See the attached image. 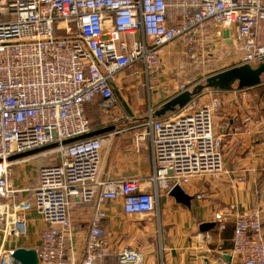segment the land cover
I'll return each instance as SVG.
<instances>
[{
    "label": "built area",
    "instance_id": "2783aa9c",
    "mask_svg": "<svg viewBox=\"0 0 264 264\" xmlns=\"http://www.w3.org/2000/svg\"><path fill=\"white\" fill-rule=\"evenodd\" d=\"M210 24L235 32L231 42L238 40L241 65L264 64V0H0V224L4 236L19 238L28 211L41 217L46 228L39 234L37 264H65L70 199L119 200L125 214L157 215L161 194L196 176L221 173L230 131L215 132L222 101L214 91L206 104L200 103L202 92L164 117H154L151 104L127 116L123 131L135 132L137 146L145 144L150 154L146 182L100 180L103 136L62 145L93 131L87 105L97 103L104 116L117 107L111 82L119 73L139 66L134 74L153 81L162 72L165 46L178 44L183 55L193 56L196 37L207 42L203 29ZM174 90L177 96L189 88L179 82ZM249 122L243 119L242 126ZM52 144L58 146L40 154L54 153L58 163L39 168L30 200L10 205L20 190L9 185V169L18 161L9 158ZM104 218L102 211L93 217L81 264H106ZM228 220L213 216L220 230ZM263 225L256 210L235 218L230 256L239 264H264ZM10 252L0 264H18ZM114 260L142 264L143 254L124 247Z\"/></svg>",
    "mask_w": 264,
    "mask_h": 264
},
{
    "label": "crops",
    "instance_id": "0c3cea01",
    "mask_svg": "<svg viewBox=\"0 0 264 264\" xmlns=\"http://www.w3.org/2000/svg\"><path fill=\"white\" fill-rule=\"evenodd\" d=\"M221 30L217 36L223 42L226 30ZM234 34L231 31L230 38ZM183 56L188 57L182 54L178 44L165 46L160 59L162 72L153 81L134 74V71H140L139 66H134L123 71H129L130 75L119 73L111 84L122 95L128 109L127 100H145L144 109L151 104L158 110L175 97L177 83H186L189 91L197 86V83L190 85L177 72V68L187 66ZM188 59L192 60V56ZM188 65H193V62ZM173 69H177L175 74ZM213 94L222 101V106L214 114L215 132L220 133L222 127L226 132L230 131L223 142L221 173L196 176L182 188L192 198L189 207L161 194L157 215L125 214L119 200L98 202L95 199L91 203H75L70 199V232L66 238L65 264H81L91 222L98 211L105 213L102 227L107 247L106 264H116L114 256L124 247L141 251L142 264H239L230 256L235 218L256 210L264 220V84L245 90H238L233 85L230 91H214ZM122 108L124 113L117 118L111 113L96 125L90 123L93 131L115 127L111 132L98 135L106 138L101 151L100 180L108 184L128 179L146 182L152 173L150 154L145 144L137 146L135 132L123 131L127 128L123 122L130 114ZM144 109L142 107L133 114H142ZM85 111L89 117L96 111L101 113L97 103L87 105ZM245 118L250 122L242 126ZM240 125L237 133L231 132ZM116 130L122 131L113 134ZM29 157L16 160L9 169V185L20 190L12 196L10 205L31 199L38 184L39 168L49 165L38 160L34 162L35 155ZM218 213L229 216L224 230H220L213 221V216ZM25 221L26 233L19 238L4 236L0 224V259L16 248H38L39 234L46 224L33 210L26 213ZM205 223H213L214 227L201 232L199 227ZM261 233L264 237V225ZM221 255H229V262L223 261Z\"/></svg>",
    "mask_w": 264,
    "mask_h": 264
},
{
    "label": "water",
    "instance_id": "95a60500",
    "mask_svg": "<svg viewBox=\"0 0 264 264\" xmlns=\"http://www.w3.org/2000/svg\"><path fill=\"white\" fill-rule=\"evenodd\" d=\"M228 36H229V32L227 30L224 31V38H227ZM262 76H264V64L258 65L256 67L241 65L222 71L220 73L208 77L206 79L205 84L197 85L192 90L183 92L175 96L174 98L168 100L164 104H162V106L154 112V117H162L168 113L175 112L178 109H181L192 99L199 96L206 89L225 92V91H230L233 85H236V88L238 90H243V89L245 90V89H251L257 87L261 84ZM114 94L117 97V99L120 101L121 105L126 109V111L129 114H131V112L129 111L126 105V102L122 100L119 92L114 89ZM114 129H115L114 126H109L106 128L95 130L83 136L63 141L62 145H67L75 141L92 138L107 132H111ZM57 146H58L57 144H52L25 153L13 155L9 158V161H16L23 158H27L32 155H36L48 150H52ZM168 196L172 197L176 203L186 207L190 206V201L192 199L183 191V189H181L178 186L173 187L169 191ZM213 227H214L213 223H205V224H201L199 229L201 232H207ZM9 258L13 262L18 264L38 263L37 254L34 249L16 248L10 252ZM221 259L223 261L229 262L230 256L221 255Z\"/></svg>",
    "mask_w": 264,
    "mask_h": 264
},
{
    "label": "rangeland",
    "instance_id": "374dc122",
    "mask_svg": "<svg viewBox=\"0 0 264 264\" xmlns=\"http://www.w3.org/2000/svg\"><path fill=\"white\" fill-rule=\"evenodd\" d=\"M203 31L208 34L209 39L207 42L199 41L200 37H196L197 40V49L195 50V53L192 56V60L186 58V65H183L181 68H177V72L179 71L182 74V78L184 80H188L190 82V85H193L194 83H197L196 85H203L206 82V79L212 75H215L217 73H220L222 71L228 70L233 67L241 66L240 64V58L242 56V52L238 48L237 41L233 42L232 40L234 35L228 41L230 43L226 44L224 41L222 42L220 38L217 35H220L222 33L221 27L217 25L210 24L208 26H205ZM200 34V33H199ZM219 38V39H218ZM198 44L203 45L204 47L198 46ZM232 44V45H231ZM203 48V50H201ZM201 55V56H200ZM181 57V58H183ZM183 58V59H184ZM193 62V65H188V63ZM251 67H256L258 65H254L252 63L246 64ZM193 66V67H192ZM175 69H173V73L176 72ZM130 75L129 71H125ZM125 72H122V75H125ZM185 77V78H184ZM262 84H264V76L261 78ZM234 88L236 86L234 85ZM212 92L211 89H206L203 91V95L200 98L201 104H206L209 99L208 92ZM205 94V95H204ZM122 97V95H121ZM122 100L125 101L122 97ZM126 102V101H125ZM127 103L129 104V109L131 107L132 114L134 111L139 112V109H144L145 107V100H127ZM123 106L119 102L118 106L116 108H113L111 111L113 113L114 117H118L119 115H123ZM146 109H144L145 111ZM87 117L89 119V122L92 125L98 124L101 119H104L103 114L99 112H95L94 116L89 117L87 114ZM33 160L36 162L37 160L41 162L42 164H56L59 161V158L56 154H48V155H41L36 154ZM32 160V161H33ZM29 212V211H28ZM1 229V228H0ZM1 261V259H0Z\"/></svg>",
    "mask_w": 264,
    "mask_h": 264
},
{
    "label": "bare ground",
    "instance_id": "6f19581e",
    "mask_svg": "<svg viewBox=\"0 0 264 264\" xmlns=\"http://www.w3.org/2000/svg\"><path fill=\"white\" fill-rule=\"evenodd\" d=\"M8 255H5V258L7 257Z\"/></svg>",
    "mask_w": 264,
    "mask_h": 264
},
{
    "label": "trees",
    "instance_id": "16d2710c",
    "mask_svg": "<svg viewBox=\"0 0 264 264\" xmlns=\"http://www.w3.org/2000/svg\"><path fill=\"white\" fill-rule=\"evenodd\" d=\"M260 85H262V82H261V84H260ZM260 85H259V86H260ZM257 87H258V86H257Z\"/></svg>",
    "mask_w": 264,
    "mask_h": 264
}]
</instances>
